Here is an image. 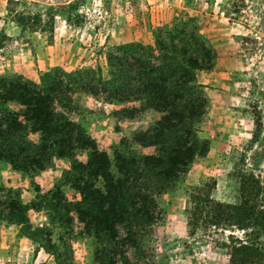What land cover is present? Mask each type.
<instances>
[{
    "label": "trees",
    "instance_id": "obj_1",
    "mask_svg": "<svg viewBox=\"0 0 264 264\" xmlns=\"http://www.w3.org/2000/svg\"><path fill=\"white\" fill-rule=\"evenodd\" d=\"M78 4L76 0L47 12L69 17ZM28 17L15 12L12 21L25 29ZM186 24L179 19L156 27L154 44L116 46L107 53L105 72L96 65L54 67L41 72L38 80L0 75V161L24 174L48 169L55 159L69 161L62 184L78 194L73 200L60 187L47 192L36 187L34 199L23 202L19 191L0 183V224L19 226V233L51 254L54 264H73L75 222L81 225L79 234L91 239L95 264H148L144 240L163 218L160 196L210 148L200 135L209 98L197 72L211 66L213 55ZM79 93L122 105L125 117L144 109L160 116L131 141H121L110 155L71 117ZM132 101L141 105H126ZM255 125L251 142L259 137V113ZM32 134L39 135V142ZM130 144L155 151L137 156ZM79 153L86 154L85 161L77 158ZM244 164L242 154L234 169L238 202L216 199L211 194L216 182H206L189 194L184 212L189 233L202 229L207 240L225 250L227 264H264V176ZM30 210L44 211L46 221L33 227ZM219 232L229 233L225 240H213L212 234Z\"/></svg>",
    "mask_w": 264,
    "mask_h": 264
},
{
    "label": "rangeland",
    "instance_id": "obj_2",
    "mask_svg": "<svg viewBox=\"0 0 264 264\" xmlns=\"http://www.w3.org/2000/svg\"><path fill=\"white\" fill-rule=\"evenodd\" d=\"M76 0H0V75L22 74L38 80L40 73L54 67L72 70L100 65L105 72L107 53L127 42L154 44V29L175 20L187 23L211 49L208 69L197 72L206 85L208 111L199 123L200 135L209 140L206 156L197 159L174 188L163 193L159 205L164 214L145 237L148 264H227L224 249L207 240L199 229L189 233L184 209L189 194L206 182H216L211 194L224 202L239 200L235 166L244 154L246 170L264 176V0H79L75 10L48 13ZM52 11V10H51ZM15 12L30 14L27 27L14 21ZM38 14V17L34 16ZM126 105H141L132 101ZM71 117L80 122L97 146L112 155L121 141L149 127L159 114L150 109L134 117L122 115L120 104H110L86 93L75 96ZM260 114L259 137L255 119ZM30 138L39 142V135ZM137 156L153 148L130 144ZM85 161L86 154L79 153ZM0 183L20 192L23 202L34 199L36 187L47 192L60 187L69 200L78 194L63 183L69 166L55 159L52 167L24 174L0 161ZM33 227L46 221L44 211H29ZM75 222L72 239L73 264H95L91 239L82 236ZM229 232L212 234L225 240ZM54 264V259L37 243L19 233V226L0 224V264Z\"/></svg>",
    "mask_w": 264,
    "mask_h": 264
},
{
    "label": "crops",
    "instance_id": "obj_3",
    "mask_svg": "<svg viewBox=\"0 0 264 264\" xmlns=\"http://www.w3.org/2000/svg\"><path fill=\"white\" fill-rule=\"evenodd\" d=\"M1 166V165H0ZM0 171H3V169L1 170V168H0Z\"/></svg>",
    "mask_w": 264,
    "mask_h": 264
}]
</instances>
